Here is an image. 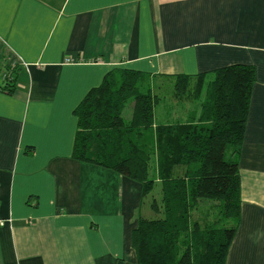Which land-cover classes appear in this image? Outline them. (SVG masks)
Instances as JSON below:
<instances>
[{"label": "crops", "instance_id": "1", "mask_svg": "<svg viewBox=\"0 0 264 264\" xmlns=\"http://www.w3.org/2000/svg\"><path fill=\"white\" fill-rule=\"evenodd\" d=\"M233 65L255 80L225 264H264V0H0L14 85L0 91V264H136L142 187L72 159L74 110L115 69L209 80ZM197 102L160 100L154 124H186Z\"/></svg>", "mask_w": 264, "mask_h": 264}, {"label": "trees", "instance_id": "2", "mask_svg": "<svg viewBox=\"0 0 264 264\" xmlns=\"http://www.w3.org/2000/svg\"><path fill=\"white\" fill-rule=\"evenodd\" d=\"M11 73L8 67L0 71L6 76L0 91L9 95ZM147 77L115 69L87 93L74 110L71 157L139 183L143 195L158 189L159 199L151 203L155 217L138 214L131 232L136 264H225L239 218L238 156L254 69L228 66L209 80L202 75L162 78L172 83L165 97L145 82ZM186 99L200 105L186 124H154L160 100ZM127 104L131 114L124 119Z\"/></svg>", "mask_w": 264, "mask_h": 264}, {"label": "rangeland", "instance_id": "3", "mask_svg": "<svg viewBox=\"0 0 264 264\" xmlns=\"http://www.w3.org/2000/svg\"><path fill=\"white\" fill-rule=\"evenodd\" d=\"M145 82L151 84L154 86L155 91H157V94L159 97H165L168 96L169 94H171L170 92V87L172 85L171 81L168 79H161V78H154V77H147L144 79ZM158 87V89H157ZM188 101L186 102H194L192 99H186ZM199 107V103H195L194 104V108L198 109ZM158 111H161L162 113V108L161 105H159L158 107H155V121L156 122H160L158 120H160L159 116H158ZM131 114V110H130V104H127L122 116L124 119H128L130 117ZM154 162H155V158L152 159V161L150 162V168L151 170L154 171ZM150 170V169H149ZM151 172V176L154 175V172ZM153 173V174H152ZM158 189H156L155 191H152V193L149 194H145L143 195L142 190H141V199H140V203H139V209L137 211V215L139 214L140 217L142 218H147V219H152L155 217V215L152 213L151 210V203L152 200L159 199V194H157ZM207 204H210L211 206L216 205L217 202H208Z\"/></svg>", "mask_w": 264, "mask_h": 264}, {"label": "built area", "instance_id": "4", "mask_svg": "<svg viewBox=\"0 0 264 264\" xmlns=\"http://www.w3.org/2000/svg\"><path fill=\"white\" fill-rule=\"evenodd\" d=\"M65 62L67 63V62H69V60L68 59H65ZM5 74H1L0 75V85L2 84V82H3V80L5 79Z\"/></svg>", "mask_w": 264, "mask_h": 264}]
</instances>
